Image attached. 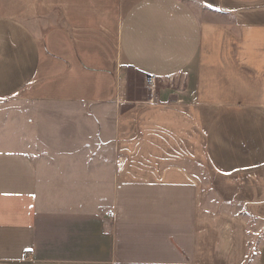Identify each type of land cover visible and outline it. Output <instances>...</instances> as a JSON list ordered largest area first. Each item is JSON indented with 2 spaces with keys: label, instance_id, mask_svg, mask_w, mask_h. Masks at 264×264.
<instances>
[{
  "label": "crops",
  "instance_id": "obj_1",
  "mask_svg": "<svg viewBox=\"0 0 264 264\" xmlns=\"http://www.w3.org/2000/svg\"><path fill=\"white\" fill-rule=\"evenodd\" d=\"M251 219L264 0H0V264H264Z\"/></svg>",
  "mask_w": 264,
  "mask_h": 264
},
{
  "label": "rangeland",
  "instance_id": "obj_2",
  "mask_svg": "<svg viewBox=\"0 0 264 264\" xmlns=\"http://www.w3.org/2000/svg\"><path fill=\"white\" fill-rule=\"evenodd\" d=\"M134 78H136L138 85L142 82V79L145 83V77L142 78L140 75H137ZM149 90H150V88H149ZM139 91H140V89L138 88V92ZM75 113L85 114V113H87V110L84 107H80L78 109V111L75 110V108H74L72 111L71 108L64 109V110H60V109L55 110V109H49V108H46L43 106H39V107H37V120L41 121L44 124L49 125V123H51L55 120V118H54L55 116L57 117L58 115H62V114L70 115V114H75ZM96 113L97 112L93 111L92 108L91 109L89 108L88 114H96ZM91 126L93 127L91 129H96L97 124L93 123V124H91ZM197 169H199V171H200V168H197ZM201 173L203 174V177L205 178L206 176L203 173V171H201ZM251 226H254L258 230V233H264V220H262V219H251Z\"/></svg>",
  "mask_w": 264,
  "mask_h": 264
},
{
  "label": "built area",
  "instance_id": "obj_3",
  "mask_svg": "<svg viewBox=\"0 0 264 264\" xmlns=\"http://www.w3.org/2000/svg\"><path fill=\"white\" fill-rule=\"evenodd\" d=\"M157 76L155 74H148L145 76V83L150 88V90L154 91L156 87Z\"/></svg>",
  "mask_w": 264,
  "mask_h": 264
}]
</instances>
